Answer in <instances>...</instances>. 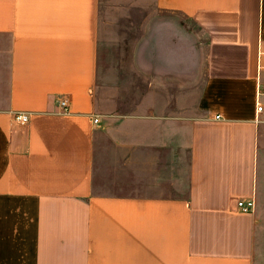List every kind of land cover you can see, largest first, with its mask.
I'll use <instances>...</instances> for the list:
<instances>
[{
    "label": "crops",
    "instance_id": "obj_1",
    "mask_svg": "<svg viewBox=\"0 0 264 264\" xmlns=\"http://www.w3.org/2000/svg\"><path fill=\"white\" fill-rule=\"evenodd\" d=\"M111 5L169 43L138 95L99 77ZM259 83L264 0H0V264H264Z\"/></svg>",
    "mask_w": 264,
    "mask_h": 264
},
{
    "label": "rangeland",
    "instance_id": "obj_2",
    "mask_svg": "<svg viewBox=\"0 0 264 264\" xmlns=\"http://www.w3.org/2000/svg\"><path fill=\"white\" fill-rule=\"evenodd\" d=\"M147 15L148 13L142 10L126 9L121 11L112 5L103 7L99 15L97 38L99 77L106 82L107 73L117 71V78L121 79L122 77L127 83L128 81L133 82L130 83V86L127 84L131 90L128 89L127 91L136 95L144 91L140 89V86L143 88L146 83L138 80V74L135 75L133 70L127 67V62L133 61L132 52L138 50L152 51L169 45V43L155 41L156 37L151 31L154 26H150L152 22L147 20ZM179 45L181 49L185 47L186 43H179ZM150 76L153 77L154 75L148 74V77ZM135 87V90L131 89Z\"/></svg>",
    "mask_w": 264,
    "mask_h": 264
},
{
    "label": "built area",
    "instance_id": "obj_3",
    "mask_svg": "<svg viewBox=\"0 0 264 264\" xmlns=\"http://www.w3.org/2000/svg\"><path fill=\"white\" fill-rule=\"evenodd\" d=\"M257 94H256V120L261 121L259 118V115H264V103L262 101V97L264 96V85L262 83L258 84L257 88ZM59 107L63 112H67L69 110V99L65 96L60 97L58 99ZM220 115L217 116L219 118ZM14 119L19 123H27L30 119V116L28 113L24 112H18L14 115ZM99 119H95L96 122H98ZM237 208L241 212H252L256 207V202L254 198L250 199H240L237 202Z\"/></svg>",
    "mask_w": 264,
    "mask_h": 264
}]
</instances>
